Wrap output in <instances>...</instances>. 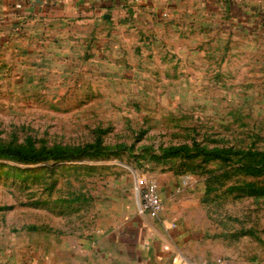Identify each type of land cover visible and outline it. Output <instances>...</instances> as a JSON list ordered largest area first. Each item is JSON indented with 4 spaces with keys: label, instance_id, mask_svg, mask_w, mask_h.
<instances>
[{
    "label": "rangeland",
    "instance_id": "374dc122",
    "mask_svg": "<svg viewBox=\"0 0 264 264\" xmlns=\"http://www.w3.org/2000/svg\"><path fill=\"white\" fill-rule=\"evenodd\" d=\"M127 14L0 43V264L137 214L148 182L162 202L168 181L202 264H264V12Z\"/></svg>",
    "mask_w": 264,
    "mask_h": 264
},
{
    "label": "crops",
    "instance_id": "0c3cea01",
    "mask_svg": "<svg viewBox=\"0 0 264 264\" xmlns=\"http://www.w3.org/2000/svg\"><path fill=\"white\" fill-rule=\"evenodd\" d=\"M261 12L264 0H0V43L37 33L54 41L68 39L71 34L86 36L88 28L104 26L127 13L138 18L158 15L187 21L219 16L257 24ZM166 186L170 194L164 197L160 212L119 218L108 214L90 233H69L39 245L34 250L35 260L27 264L209 262L208 251L200 244L208 250L210 242L179 212L181 202L174 196L171 182ZM22 262L16 264H26Z\"/></svg>",
    "mask_w": 264,
    "mask_h": 264
},
{
    "label": "built area",
    "instance_id": "2783aa9c",
    "mask_svg": "<svg viewBox=\"0 0 264 264\" xmlns=\"http://www.w3.org/2000/svg\"><path fill=\"white\" fill-rule=\"evenodd\" d=\"M141 198L138 204V213H158L162 210L163 205L160 199V193L157 184L148 182L141 191Z\"/></svg>",
    "mask_w": 264,
    "mask_h": 264
},
{
    "label": "trees",
    "instance_id": "16d2710c",
    "mask_svg": "<svg viewBox=\"0 0 264 264\" xmlns=\"http://www.w3.org/2000/svg\"><path fill=\"white\" fill-rule=\"evenodd\" d=\"M6 154H7V155H9L10 153H9V152H7Z\"/></svg>",
    "mask_w": 264,
    "mask_h": 264
}]
</instances>
